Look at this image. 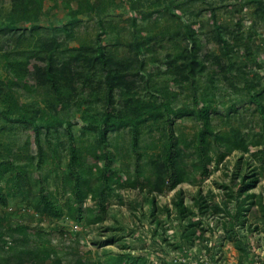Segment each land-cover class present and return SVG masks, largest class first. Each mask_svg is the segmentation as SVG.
Returning a JSON list of instances; mask_svg holds the SVG:
<instances>
[{
  "label": "rangeland",
  "instance_id": "rangeland-1",
  "mask_svg": "<svg viewBox=\"0 0 264 264\" xmlns=\"http://www.w3.org/2000/svg\"><path fill=\"white\" fill-rule=\"evenodd\" d=\"M187 50L205 67L179 82L167 65ZM98 53L116 62L113 72L142 62L139 90L128 93L150 114L169 103L177 114L168 126L146 116L138 145L126 127L99 142L106 86L92 62ZM49 66L65 70L73 97L48 91ZM124 93L115 91L108 110L123 108ZM256 94L264 107V0H0V264H264V114ZM196 96L211 106L214 132L197 170ZM29 117L40 125V144ZM169 126L184 155L157 192L149 162ZM236 136L241 147L229 149ZM99 184L104 191L94 196ZM39 193L46 200L36 208Z\"/></svg>",
  "mask_w": 264,
  "mask_h": 264
},
{
  "label": "trees",
  "instance_id": "trees-1",
  "mask_svg": "<svg viewBox=\"0 0 264 264\" xmlns=\"http://www.w3.org/2000/svg\"><path fill=\"white\" fill-rule=\"evenodd\" d=\"M189 39H191V42H195L193 39V35L189 34ZM237 41V39H235ZM233 42V41H229ZM224 47V53L223 55H230V52L233 50L232 44H226L222 45ZM190 50L185 51L183 54V57L181 59H174L170 57L168 62V70L167 72L171 75L176 77V80L179 82H191L194 81V79L202 73L204 70V63H202L199 58L195 55L194 57H191ZM51 58V57H50ZM93 66L94 64L98 63L100 64L101 72L105 75L103 78V82L106 86V97H105V110L98 115V117L95 119L96 122V129L100 131L103 136L99 138V142L106 141V135L109 132L116 131L122 127L129 128L131 140L134 143V145H138V141L140 138V126L144 121L146 120V116H150L149 118H161L164 126H168V123L172 120V115L177 114V110L171 108L169 103H163L164 108L166 110H161L160 114L151 113L150 110L147 109V104L144 102L143 98H135V96L129 94L130 91H138L139 85H140V70L142 68V62L139 61V69L137 71H134L132 69V65L134 61H126L121 66H116L115 72L111 70L112 65H116V62L109 61V58L106 57L103 53H98L95 55V58L93 59ZM109 68V69H108ZM65 70L56 68V67H50L47 68L43 74V80L42 83L44 85H47L48 91H53L58 94V96L61 98L66 94L67 98L73 97L72 95L76 93L77 88L74 86L73 82L67 83L66 81H62L61 72ZM77 80H80L79 78ZM85 81H89L88 77L84 79ZM72 85V88L70 89V86ZM250 88L251 86L248 85ZM122 91L123 93L126 92L129 94V97L125 99V102L123 103V108L118 112H114L111 110H108V108L113 104L114 102V94L115 91ZM69 92V94H67ZM57 96V97H58ZM254 100L257 104V109L264 114V107L261 104L259 96L256 94L254 96ZM196 110L197 118L199 119L201 123V128L199 129V132L197 134V147L195 151V155L200 160V163L194 164L197 169H200L201 167H205V162L208 160V149L209 146L211 147L212 141L208 140V136H213L214 132L208 128V121L211 117V106L200 103V100H198V97L194 99L193 102V111ZM166 116V117H165ZM29 124L32 126L34 132H35V138L40 144L39 136H40V125L39 123L33 119L28 118ZM170 128L166 129V137L163 142V149L161 153H159L154 160H151L149 162V172H150V180L149 185L153 191L161 192L167 182L168 173L169 171H172V173L175 175L176 172L173 170L174 165L176 161L182 159L183 157V150L178 148V146L175 143V134L173 132V129L171 126ZM216 137V136H215ZM241 142H239L238 136H236L233 141H229V149H236L238 147H241ZM41 147V146H40ZM69 155L70 160L73 162L77 159V154L75 151V148L73 145L70 146L69 149ZM190 157V156H189ZM204 172L206 171V168L203 169ZM16 180L14 181V192H16ZM180 179L176 176L175 180L172 182L173 185L178 183ZM255 186V181L251 182L244 187V190L250 189L251 187ZM101 184L94 187L91 192L93 195H97L99 191H104V189H101ZM242 190V191H244ZM46 200V196L39 194L34 195L33 204L36 208H39L40 204ZM4 201V200H3ZM46 203L49 204V201ZM45 203V204H46ZM50 205V204H49ZM48 205V206H49ZM48 206H46L48 208ZM45 209V208H44ZM1 221V220H0ZM5 225L0 222V243L2 237L5 235ZM21 229V228H17ZM2 248L0 247V250ZM34 251H37L38 254L41 255V258L50 257V253H46L43 255L42 250L36 249ZM77 263H82L81 259L77 261ZM52 264H62V261L60 258H57L56 260L52 261Z\"/></svg>",
  "mask_w": 264,
  "mask_h": 264
}]
</instances>
